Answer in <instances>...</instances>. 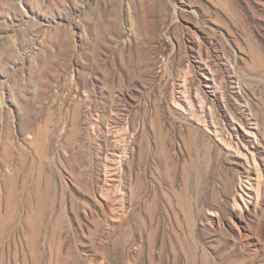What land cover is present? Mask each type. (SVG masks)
I'll list each match as a JSON object with an SVG mask.
<instances>
[{
	"label": "rangeland",
	"instance_id": "obj_1",
	"mask_svg": "<svg viewBox=\"0 0 264 264\" xmlns=\"http://www.w3.org/2000/svg\"><path fill=\"white\" fill-rule=\"evenodd\" d=\"M0 264H264V0H0Z\"/></svg>",
	"mask_w": 264,
	"mask_h": 264
},
{
	"label": "bare ground",
	"instance_id": "obj_2",
	"mask_svg": "<svg viewBox=\"0 0 264 264\" xmlns=\"http://www.w3.org/2000/svg\"><path fill=\"white\" fill-rule=\"evenodd\" d=\"M215 134H218V131L216 130L215 131ZM248 134L252 135V136H256V134L254 132H248ZM249 135V136H250ZM231 137V136H230ZM238 138V137H237ZM219 140L220 142H222L223 144H225L226 146H228L229 148L231 149H235L236 150V153L240 156L243 157V159L245 160V163L247 164V166H252V168L255 170L256 172V177H260V174L259 172H257L259 169H258V165H257V162H256V158L255 156L252 154V152L246 148H244L243 146V149L244 151H242L240 145L237 143V141H231V139L227 140L226 138H223L222 136L220 137L219 136ZM256 187H259V183L256 182ZM258 189V188H257ZM248 195V194H247ZM240 199L244 202L243 200V197L240 196ZM237 204V203H236ZM239 208L241 207L240 205H237Z\"/></svg>",
	"mask_w": 264,
	"mask_h": 264
}]
</instances>
